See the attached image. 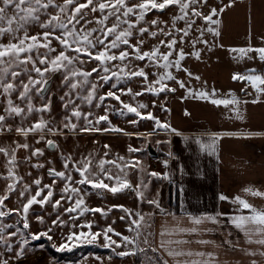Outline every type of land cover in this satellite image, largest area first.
<instances>
[{"label":"rangeland","instance_id":"374dc122","mask_svg":"<svg viewBox=\"0 0 264 264\" xmlns=\"http://www.w3.org/2000/svg\"><path fill=\"white\" fill-rule=\"evenodd\" d=\"M230 1L235 0H207L206 5L202 2L192 5V8H195L205 15L208 14L211 9H217L218 15L213 17V19L218 20L219 24L209 25L202 17L192 16L190 8L189 17L194 23L189 29L187 36H184L182 31H178L187 27L185 20H177L175 26H173L172 18L180 15L179 8L175 5L165 9L162 13L157 10L150 11L145 16V20L137 25V29L139 27H147L149 32L158 31V29L162 28L165 32H170L171 36L158 34L157 37L153 38L148 33L140 36L138 31L134 30L130 42L135 44L137 40H143L141 51H150L154 46H159L160 52L166 53L168 49L160 44V41H168L172 38L177 40L175 46L176 51L183 49L185 53V59L181 61V70H177L175 67L164 69L151 64L147 59L139 61L133 58L130 61H125V64H128L127 71H135L140 68L144 69L148 74L149 81L156 80L159 75L166 71L171 72L176 79L165 80L163 83L169 88H174L178 95H176V92L166 91L159 95L145 92L143 95L134 97L132 94H121L119 92V89H125L126 91L128 88H131L133 93L142 91L145 86L142 77L122 79L117 84V87L111 90L116 91L117 94L120 95V100L124 103L133 106H137L141 103L148 105L146 109H140V111L144 114L151 112L161 123L169 125L167 106L168 102L172 100L173 94L176 96L190 95L189 92L191 91L193 94L191 96H195L194 94L198 92H207L210 97L216 95L230 97L232 95L230 92L231 89L234 87L238 88L242 85V80H233L232 77L234 74L247 76L246 70L252 69L254 72L249 70L247 73L264 77V60L260 62V54L257 51H249L241 55L238 51L231 50L248 49L247 47L237 46L232 48L222 45L220 42L222 37L221 16L228 13L229 10H232V6H230L232 3H229ZM138 2L139 0H128L129 6ZM55 3L63 4V0H55ZM227 5L228 7H226ZM220 9H223V11H220ZM57 13L58 9L50 6L47 10V14L44 13V17L42 16V21L46 22L49 15H55ZM99 15V13H91L88 18L94 19ZM129 19L134 20L135 17L132 16L129 17ZM113 20V17L109 18V26ZM152 20H158L159 24L156 26L151 25ZM88 27H96V25L93 23L88 25ZM123 27H126V25H123ZM208 27L215 28L219 32V35L207 32L206 29ZM40 30L41 32L43 31V29L38 26L36 31L40 32ZM201 31H203L202 37ZM182 37L183 42H181ZM199 40H205L207 43L198 42ZM194 41H197L195 47H193ZM52 46L59 50V45L55 40ZM114 51L118 54V50ZM195 51L200 52L199 59H196L195 56L191 54ZM52 54L55 55V53ZM84 59L87 58L84 57ZM170 59H176L175 52ZM119 63V61L112 62L113 65ZM160 63L162 64L163 61ZM93 66H95L94 62L83 65L84 70H90ZM122 66L123 65H121V67ZM113 71H119V69L113 68ZM188 73L192 75L189 76ZM196 77H199V79H196ZM95 78L96 74L94 73L91 79L95 82ZM176 81H183L185 88H181ZM114 83H117L115 77L107 84H103L102 87H98L97 97L105 95ZM156 87H159V85H156ZM258 87L260 88L262 85L258 84ZM244 88L245 87H243L241 91H243ZM252 88L256 89L253 84ZM213 90H215L214 95H212ZM66 91L67 88L61 87L60 82V86L57 90L59 97ZM83 94H87L86 90ZM41 103L42 100L39 96L33 98L34 105L38 104V106H40ZM76 103L80 105V111L82 113H91L88 119L92 120L93 123L96 117L105 115L107 109V115L111 123L102 122L95 126L101 129L110 127L119 128L123 131H81L82 128L88 127L87 121L83 118L79 121L73 118V122L77 124V129L75 131L71 130L70 134H65L66 140L61 138L62 135L60 133L53 135L47 132V130L43 133H29L27 137L15 131L18 127H31L41 115H43L46 121L52 122L49 125L50 127L58 128L63 131L62 121L67 111L63 108L60 99L50 113L41 114L33 112L23 118L21 116H17V118L6 117L5 127L10 126L13 131L11 133H8L6 130L0 132V147L8 148L9 151H11V149L16 148L17 144L27 143L29 148H19L15 152L17 160L15 172L17 176L22 178V181L17 185V190L11 193L9 199L5 201L6 207L0 210L21 208L22 204L26 202L29 193L26 192L24 197H21L20 191L23 189L24 184H28L32 189L31 194L34 195L36 186L33 184V181L35 179H40L42 185L51 184L54 191L52 201L55 202L56 200H60L61 203L59 207H53L52 203L45 204L43 207L40 205H33L28 213V222L30 225L28 229L23 228L22 217L14 212L9 216L0 218V223L13 226L5 230L4 235L6 238L8 233L19 229L17 235L11 237L8 241V243L12 245V251L7 250V244H0V257L7 259L9 264H157V257L154 251H152L151 242L155 213L158 209L162 208L161 200H154L155 198L153 197L159 190L160 185H157L156 179H160V177H153L149 175V173H159L160 170L154 167V165L159 164V162L155 161L157 159L156 157H151L149 154H144L142 151L147 150L149 143H151L156 150L161 151L165 148L168 149L169 138H167V136H161V134L171 128H156L155 121L147 119L140 120L134 114L127 113L126 110L124 115H120L119 110L122 108V105L119 101L111 98L106 99L100 107H96V104L99 103L98 99H94L91 105L81 100H76ZM0 115H6L4 110H0ZM132 120H139V122L136 124L130 123ZM41 136L44 138L41 139ZM50 139H54L58 146L56 152L52 153L45 149V143ZM37 141H39V143H37ZM105 145H108V147L105 148ZM129 147L139 149V151L129 152ZM34 149H41L43 155L31 156V152ZM105 153H107V156H105ZM69 156L71 157L69 169H71L72 163L81 161L84 157L91 156L92 172L94 174L99 173L97 165L101 159L116 161V163L121 166L125 163H132L139 160L141 162L140 167H128L124 169V172H121L119 168L112 164L105 165V167L113 176L119 175L127 179L131 183L132 189H136L137 185H140L139 190L143 192V197H138L135 190L126 189L113 195L107 190L93 189L90 185L73 183V187L81 189L79 195H82L85 201L83 207L89 209L101 208L105 211L106 215L91 211L81 214L82 209H77L75 212L71 213L65 211V209L74 205V201L78 196L76 194L63 193L62 189L65 186V181L49 176L46 172V168L65 171L63 167V158ZM120 157H123V160L119 159ZM6 161L7 157L0 154V195L5 194L7 184L9 183V181L3 179V177L7 176V168L5 167ZM34 164H44L45 168L33 167ZM141 168H143V171ZM125 173H127L126 176ZM71 175L73 181L80 179L79 174L75 171H71ZM101 178H103V174H101ZM54 180L55 183L53 182ZM150 180H152L153 183H150ZM104 182L110 185L113 183V181L107 179H105ZM69 195H71V199L68 198ZM62 196L64 199H61ZM149 201H157L160 207L157 208L156 204L149 203ZM114 206H122V208ZM123 209H127V212ZM141 216L143 220H140ZM38 217H43L44 223H41ZM121 217H123V219H121ZM54 220H57L58 226L53 225L52 222ZM134 220L138 221L139 227L133 224ZM61 221L63 222L62 224L60 223ZM86 223H91L92 227L90 231L92 233H102L104 229L111 226L114 231L120 233L121 236H127L129 239L135 240L136 244L121 246L119 248L116 247V245L105 247L103 235L99 236L93 243H87L83 237L68 241L67 237L71 233L88 232L89 229L79 227ZM49 228L52 229L49 233L52 236L51 240L46 238L38 241L31 240L30 237L32 233L44 232ZM137 233H139V236H137ZM109 235L117 244H122L121 237L112 233H109ZM25 239L29 241L27 244L23 243ZM145 239L148 241L147 244L144 243ZM65 243L71 246V251H76L82 246L88 247L87 250L89 251L73 260L66 258L60 259L53 257L52 254L49 255L46 253L45 249L47 248V244L56 248ZM21 248L23 249V255L17 258L16 252L20 251ZM139 249H144V251H140ZM121 251H134L136 254L120 257L117 253Z\"/></svg>","mask_w":264,"mask_h":264},{"label":"snow or ice","instance_id":"6c2138e0","mask_svg":"<svg viewBox=\"0 0 264 264\" xmlns=\"http://www.w3.org/2000/svg\"><path fill=\"white\" fill-rule=\"evenodd\" d=\"M207 4V0H139L138 3H134L131 6L128 4V0H63V4H56L55 0H0V24L6 21L7 27L0 26V38L10 35L11 39L8 43H0V97H4L6 100V106L4 111L6 115H0V132L8 131L11 132L13 129L8 126L5 127L6 117L21 116L22 118L26 115H30L33 112L35 113H50L52 111V99L51 96L45 98L44 93L50 91L47 85L49 84L50 74L60 73L61 74V87L67 88V91L64 92L59 99L62 101L63 108L67 111V114L64 116L62 124L64 129H70L75 131L77 129V124L73 122V118L79 121L83 118L87 121L88 127L82 128L81 131H123L119 128H98L95 125H99L102 122L111 123L106 114L96 117L95 122L89 120L88 117L91 116V113L84 114L80 111V105L76 103V100H81L91 105L94 99H98L99 103L96 104V107H100L103 102L108 99H114L120 102L122 108L119 110L120 115L127 113L134 114L140 120H153L155 121L156 128H169L170 126L166 123H161L156 117L152 115L151 112L144 114L140 109H146L148 105L138 104L133 106L131 104L124 103L120 100V95L115 89L117 84L122 79H131L133 77H142L145 86L142 91L133 93L131 88L119 89L121 94H132L135 96L143 95L145 92L152 93L153 95H159L162 92H175L174 88H169L163 81L165 80H175L176 78L172 75L171 72H165L157 77L154 81L148 80V74L144 69L140 68L135 71H127L128 64H125V61H130L131 59L144 61L147 59L151 64L162 67L164 69H169L175 67L177 70H181V61L185 59V53L183 49L176 51L177 40L172 38L168 41H160V44L164 45L168 52L161 53L159 46H154L150 51H141V45L143 40H137L135 44H132L131 38L133 37L134 30H137L140 36H143L145 33H148L151 37L155 38L158 34H163L166 36H171L170 32H165L164 29L160 28L158 31L149 32L147 27H139L137 25L140 22L145 20V16L152 10L164 12L165 9L170 6H177L179 8L180 15L174 16L172 18L173 26L177 20H185L187 27L182 30L184 36H187L189 29L191 28L194 21L189 17V9L191 8L192 16L202 17V19L209 25H218L219 21L213 19V17L218 15L217 9L213 8L208 14H203L200 11H197L195 8H192V5L197 3ZM27 5V7H24ZM10 6H14L15 14L9 16L8 9ZM54 7L58 9V13L55 15H49L47 21L40 20L41 10H44L47 14L49 7ZM223 11V9H220ZM91 13H99L100 15L94 19H89ZM134 16L135 19L131 20L129 17ZM113 17L114 20L109 26V18ZM37 23L42 32H38L35 35H29L25 25L30 23ZM95 24L96 27L89 28L88 25ZM15 24V27L13 25ZM159 24L158 20H152L151 25L156 26ZM126 25V27H123ZM23 30V34L19 33ZM207 32L213 33L214 35H219V32L213 28L208 27ZM203 36V31H201V37ZM59 45V50L53 47V41ZM183 42V37L181 38ZM193 42V47L195 43ZM198 42L207 43L205 40H199ZM127 46V47H122ZM40 49H44L43 53L40 52ZM118 50V54L116 51ZM231 51H238L241 55L246 54L249 51H257L260 54V59L264 60V48L260 49H232ZM176 53V59L172 60L170 57L173 56V53ZM35 53V58L33 56ZM55 53V55H52ZM195 56L196 59L200 58V52L195 51L191 53ZM86 57L87 59H84ZM113 61H119V64L113 65ZM163 61L161 64L160 62ZM95 63V66L91 67L90 70H84L83 65L86 63ZM31 65V68L28 65ZM121 65H123L121 67ZM113 68H118L119 71H113ZM186 71V70H185ZM254 72V70H251ZM32 73H35L33 77ZM96 74L95 82L93 79V74ZM191 76V73H188ZM26 76L27 80L25 81L23 77ZM116 78V82L111 85L109 91L105 95L97 97V88L102 87L103 84H107L109 81ZM233 80H248L252 82L253 86L257 88V91L264 92V89L258 87V84H264V77L259 75L250 74L243 76L240 74H234ZM199 79V77H196ZM102 82V83H101ZM181 88H185L183 81H176ZM159 85V87H156ZM87 92L86 95L83 93ZM17 93V98L25 104V107H21L18 104H15L12 95ZM39 96L42 100V103L39 107L33 104V95ZM190 95H193L191 91ZM215 94L213 90L212 95ZM196 98L206 99L209 97L207 92H198L194 94ZM257 100H253L252 103H257ZM211 103L215 105H228V104H239L240 101L236 99L232 100H219L212 99ZM247 103V101H245ZM163 107V106H162ZM166 110V109H165ZM237 115L239 116V110L236 109ZM139 120H132L130 123L136 124ZM51 121H46L43 118V115L31 125L29 128L18 127L15 131L27 137L29 133L41 132L45 130L47 132L56 135L62 132L61 129L50 127ZM174 131V130H173ZM127 134V133H126ZM130 135V134H129ZM44 137L41 136V139ZM39 143V141H37ZM46 144L49 148H55L57 145L53 140H47ZM204 147V145H201ZM105 148L108 145L104 146ZM19 148L28 149L29 145L27 143L17 144L15 149L9 151L8 148L0 147V154H3L7 157L6 165L7 176L3 179L9 181L4 195H0V209L5 208V201L9 199V195L17 190V185L20 184L22 178L16 175L15 168L17 165L15 152ZM129 152H136L139 149L129 147ZM43 151L41 149H34L31 152V156H42ZM107 156V153H105ZM63 167L65 171H57L54 168L48 169L49 176L54 178H59L62 181H65V186L62 189L63 193L76 194L78 198L75 199L74 205L65 209V211L71 213L75 212L77 209H82L83 212H99L102 215H106L105 211L101 208L89 209L83 207L85 201L82 195H79L81 189L73 187V183L79 185H90L93 189H102L107 190L113 195L122 192L124 190H135L138 197H143V192L139 190L140 185H137L136 189H132L131 183L117 175L113 176L111 172L105 167V165L112 164L120 169L121 172H124L125 168L132 167L137 168L141 166V162L136 160L132 163H125L124 165L117 164L116 161H109L101 159L98 162L97 167L99 168V173L92 172V157H84L81 161L72 163L71 169H69V164L71 162V157H64ZM119 159L123 160V157ZM167 163V162H165ZM33 167H43L42 164H34ZM143 171V168H141ZM71 171H75L79 174L80 179L73 181ZM103 174V178H101ZM127 173H125V176ZM149 175L153 177L160 176L159 173L151 172ZM167 179V176H164ZM113 181L110 185L105 183L104 180ZM55 183V180L53 181ZM143 183V182H142ZM33 184L36 186L34 195L31 194V186L28 184L23 185V189L20 191V196L24 197L25 193H29V196L26 199V202L22 204L21 208L17 209H8L0 210V218L11 215L13 212L22 217L23 228L28 229L30 227L28 222V213L33 205H40L43 207L45 204L52 203L53 207H59L61 201L56 200L52 201L54 195L53 187L51 184L42 185L40 179H35ZM254 195L264 196V193L254 192ZM71 199V195L68 196ZM61 199H64L62 196ZM221 200L227 199L224 196H220ZM238 202L245 209L252 210V215L248 217L240 216L234 217L232 222L238 227L243 228L246 223H253L262 227H258L256 231L264 232V211L256 210L252 208L251 205L246 203L243 200H240L237 197ZM149 203L156 204V207L159 208L160 205L157 201H149ZM121 207L122 206H114ZM127 212V209H123ZM41 223H44L43 217H38ZM123 219V217H121ZM213 222L215 221L214 217H208ZM140 220H143V217H140ZM53 225H57V220H54ZM63 223L62 221L60 222ZM196 223H200L199 220ZM133 224H136L139 227L138 221H133ZM13 227L9 224L0 223V244H7V250L12 251V245L8 243L11 237L16 236L17 231H13L7 234V238L4 235L7 228ZM81 228L89 229L88 232L81 233H71L67 239L72 241L79 237H83L87 243H93L97 238L103 235L105 241V247H111L116 245V247L135 245L136 241L129 239L127 236H121L120 233L115 232L114 229L109 226L104 229L102 233H92L91 223H86L80 225ZM52 231L49 228L44 232H37L31 234V240H41L48 239L51 240L52 236L49 234ZM109 233H112L116 236L121 237L122 244H117L115 240L111 239ZM139 236V233H137ZM29 241L27 239L23 240L24 244H27ZM261 244H264V240L258 241ZM144 243H148L145 239ZM163 247V242L161 244ZM71 251V246L68 244H61L56 247V251ZM144 251V249H139ZM152 251H157V249H152ZM134 251H121L117 255L120 257H125L129 255H135ZM23 255V249L16 252V257L20 258ZM168 255L170 256H181L188 255L191 256L192 253H183L175 250H169ZM198 255H203L199 253ZM0 264H9L7 259L0 257ZM157 264H160V261H157ZM167 264V262H163ZM188 264V262H185ZM190 264H201L200 261H191ZM203 264H208L207 261H204ZM255 264V261H253Z\"/></svg>","mask_w":264,"mask_h":264},{"label":"crops","instance_id":"0c3cea01","mask_svg":"<svg viewBox=\"0 0 264 264\" xmlns=\"http://www.w3.org/2000/svg\"><path fill=\"white\" fill-rule=\"evenodd\" d=\"M229 3L232 10L221 16V44L264 48V0ZM230 92V97L206 99L176 92L168 102L171 129L161 136L169 138V147L161 150L164 155L156 157L159 164L154 165L160 170V186L153 197L161 200L162 208L155 213L151 242L168 264H264V244L258 242L264 232L256 231L262 226L246 223L238 228L232 222L252 215L237 197L264 211V196L253 194L264 193V92L246 79ZM212 99L240 103L215 105ZM169 250L192 255L170 256Z\"/></svg>","mask_w":264,"mask_h":264},{"label":"flooded vegetation","instance_id":"af4514ba","mask_svg":"<svg viewBox=\"0 0 264 264\" xmlns=\"http://www.w3.org/2000/svg\"><path fill=\"white\" fill-rule=\"evenodd\" d=\"M0 6H2V5H0ZM24 7H27V5H24ZM44 13H45L44 10H41V13L39 14L41 21H42V16L44 15ZM14 14H15V8H14V6H10L9 9H8V15L11 16V15H14ZM0 26L7 27L6 21L5 22H2V24H0ZM38 26L39 25L37 23H35V22L25 25V27L28 30L29 35H35V34H37L38 32L36 31V28ZM13 27H15V24L13 25ZM40 32H41V30H40ZM19 34L22 35L23 34V30H21V32ZM10 39H11V36L10 35H6L5 37L0 38V43H8ZM44 51H45L44 49H40V52L41 53H43ZM33 56L35 58V53H33ZM28 67L31 68V65L29 64ZM32 75H33V77H35V73H32ZM23 79L26 81L27 80V77L24 76ZM60 82H61V74L60 73H52V74H50L49 84L47 85V87H48V89H50V91L45 92L44 93V97L47 98V97L51 96V99H52V108H54L56 106V104H57V102L59 100V94H58L57 90H58V88L60 86ZM33 98H36V95L35 94L33 95ZM12 99H13V101H14L15 104H18L21 107H24L25 106V104L22 103L17 98V93H13ZM5 106H6V100L4 99V97H0V110H4ZM35 106L39 107L38 104H35ZM4 113H5V111H4ZM11 118H17V116L13 115V116H11ZM70 131H71L70 129H64L63 128V131L60 132V134L62 135L61 138L63 140H66V137L64 135L65 134H70ZM11 132H8V133H11ZM5 133H7V132H5ZM122 134H125V133H122ZM50 140H53L54 141V139H50ZM55 144H56V142H55ZM45 149L53 153V152H56L58 150V146L55 147V148H53V150H51L47 146V144L45 143ZM42 165H43V167L42 168L40 167V168L41 169H44L45 168V165L44 164H42ZM48 169L49 168H46V172L47 173H48Z\"/></svg>","mask_w":264,"mask_h":264},{"label":"trees","instance_id":"16d2710c","mask_svg":"<svg viewBox=\"0 0 264 264\" xmlns=\"http://www.w3.org/2000/svg\"><path fill=\"white\" fill-rule=\"evenodd\" d=\"M158 152H159L158 158H161L164 155V153L161 152L160 150H158ZM143 153L144 154H148L147 150L143 151ZM169 205H170V207L173 206V203H172L171 200H170ZM176 211H179V209H177ZM87 249H88V247L82 246V247L78 248V250H76V251H62V252H58V251H56V248L54 246H52L50 244H47V248L45 250H46L47 254H49V255L52 254L53 257H57V258H60V259L66 258V259L73 260L76 257L80 256L81 254L88 252L89 250H87ZM97 250H98V248H97ZM154 254L157 257V261L158 260L160 261V264H163V262H165V259L159 253H157L155 251Z\"/></svg>","mask_w":264,"mask_h":264},{"label":"water","instance_id":"95a60500","mask_svg":"<svg viewBox=\"0 0 264 264\" xmlns=\"http://www.w3.org/2000/svg\"><path fill=\"white\" fill-rule=\"evenodd\" d=\"M51 150H53V148H50ZM147 152L151 157H158L159 156V152L158 150H156L151 143L148 144V148H147Z\"/></svg>","mask_w":264,"mask_h":264}]
</instances>
